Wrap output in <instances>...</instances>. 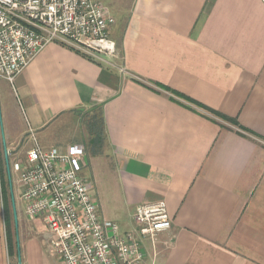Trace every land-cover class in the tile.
<instances>
[{"label":"crops","instance_id":"obj_1","mask_svg":"<svg viewBox=\"0 0 264 264\" xmlns=\"http://www.w3.org/2000/svg\"><path fill=\"white\" fill-rule=\"evenodd\" d=\"M101 1L114 55L51 42L14 81L0 77V264H63L25 208L17 231L5 150L75 143L87 179L92 160L114 173L122 221L100 213L122 234L136 233L138 205L167 203L171 227L143 239L148 263L264 264V0ZM70 117L85 129L60 141Z\"/></svg>","mask_w":264,"mask_h":264},{"label":"built area","instance_id":"obj_2","mask_svg":"<svg viewBox=\"0 0 264 264\" xmlns=\"http://www.w3.org/2000/svg\"><path fill=\"white\" fill-rule=\"evenodd\" d=\"M115 22L101 0H0V77L14 81L51 42L93 58L114 55L110 30ZM85 158L82 144L66 149L37 144L25 158L12 160L27 217L41 219L53 234L52 249L63 264H155L146 261L143 239L171 227L167 203L138 205L136 233L122 234L117 222L100 213L83 175Z\"/></svg>","mask_w":264,"mask_h":264},{"label":"rangeland","instance_id":"obj_3","mask_svg":"<svg viewBox=\"0 0 264 264\" xmlns=\"http://www.w3.org/2000/svg\"><path fill=\"white\" fill-rule=\"evenodd\" d=\"M68 125H70L71 127L74 126V128H76V131L75 133L72 131L65 132L63 136L60 137L61 139L60 141L68 140L72 138L73 135L75 134L80 135L81 133H83L85 129L82 120L81 119L77 120V118H73V117L69 118ZM79 131L81 133H78ZM106 153L109 158L110 155L108 154L107 151ZM9 158H10V163H12L13 158L12 159L11 157ZM85 173L91 178H93V180L89 179V181L91 182L93 186V192L97 198L99 205L102 208L103 213L107 215V217H109L110 219L116 220L118 223H121L122 221V198L119 196L117 192V187L116 185H114L115 183L113 184L110 181L115 178L114 173H111L110 171H107V172L102 171L101 169L97 167L94 160L91 161V165L86 169ZM11 175H12L13 195H14V199L16 202V209H17L18 216L20 217V215L23 216L24 214V206H23L22 201L20 200L21 191L19 188L18 174L11 171ZM2 180L5 182L4 189L7 192L6 195L9 196V199H10V196L12 198V193L10 191V188H11L10 184H8L7 182L6 172L3 173ZM18 225H19V219L16 225L17 231H18V228H20L18 227Z\"/></svg>","mask_w":264,"mask_h":264},{"label":"trees","instance_id":"obj_4","mask_svg":"<svg viewBox=\"0 0 264 264\" xmlns=\"http://www.w3.org/2000/svg\"><path fill=\"white\" fill-rule=\"evenodd\" d=\"M217 115L221 116L222 118L229 120V121H234V119H231L229 117H225L224 115L218 113V112H214ZM88 130L90 131V135H91V142L92 144H94V146L98 145L99 143H101L102 139H103V135H104V121L103 118L98 117L97 115H95L92 118L88 119Z\"/></svg>","mask_w":264,"mask_h":264},{"label":"water","instance_id":"obj_5","mask_svg":"<svg viewBox=\"0 0 264 264\" xmlns=\"http://www.w3.org/2000/svg\"><path fill=\"white\" fill-rule=\"evenodd\" d=\"M5 152H6L7 172H8V176H9V180H10V184H11V190H12V202H13V207H14V216H15L16 225H17L18 213H17V209H16V202H15L14 195H13L12 175H11V169H10V158H9L7 149L5 150ZM20 264H21V259H20Z\"/></svg>","mask_w":264,"mask_h":264}]
</instances>
